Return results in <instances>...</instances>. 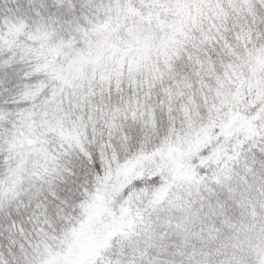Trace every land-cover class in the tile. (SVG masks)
Here are the masks:
<instances>
[{
	"label": "snow or ice",
	"instance_id": "obj_1",
	"mask_svg": "<svg viewBox=\"0 0 264 264\" xmlns=\"http://www.w3.org/2000/svg\"><path fill=\"white\" fill-rule=\"evenodd\" d=\"M0 264H264V0H0Z\"/></svg>",
	"mask_w": 264,
	"mask_h": 264
}]
</instances>
